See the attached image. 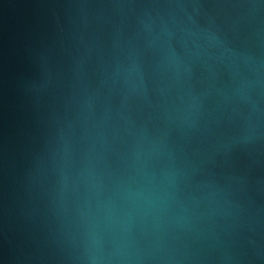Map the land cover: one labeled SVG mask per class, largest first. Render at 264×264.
I'll use <instances>...</instances> for the list:
<instances>
[{
  "label": "water",
  "instance_id": "water-1",
  "mask_svg": "<svg viewBox=\"0 0 264 264\" xmlns=\"http://www.w3.org/2000/svg\"><path fill=\"white\" fill-rule=\"evenodd\" d=\"M0 264H264V0H0Z\"/></svg>",
  "mask_w": 264,
  "mask_h": 264
}]
</instances>
